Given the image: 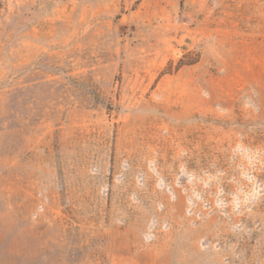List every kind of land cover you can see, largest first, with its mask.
Returning <instances> with one entry per match:
<instances>
[{
	"label": "rangeland",
	"instance_id": "rangeland-1",
	"mask_svg": "<svg viewBox=\"0 0 264 264\" xmlns=\"http://www.w3.org/2000/svg\"><path fill=\"white\" fill-rule=\"evenodd\" d=\"M0 264H264V0H0Z\"/></svg>",
	"mask_w": 264,
	"mask_h": 264
}]
</instances>
